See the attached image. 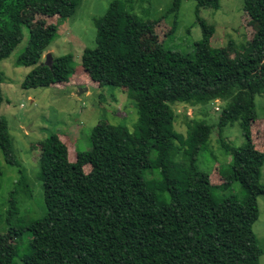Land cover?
Masks as SVG:
<instances>
[{
	"label": "trees",
	"instance_id": "16d2710c",
	"mask_svg": "<svg viewBox=\"0 0 264 264\" xmlns=\"http://www.w3.org/2000/svg\"><path fill=\"white\" fill-rule=\"evenodd\" d=\"M81 1L0 0V105L5 79L1 62L22 41L25 24L29 40L16 64L33 68L23 88L68 83L74 77L78 63L73 53L53 56L51 65L43 56ZM196 1L202 38L194 53L165 44L143 51L150 19H140L120 1L111 2L95 20L96 46L85 48L81 57L85 81L128 89L138 121L133 131L121 123L93 127L90 149L78 151L75 160L66 143L50 134L42 142L39 173L45 213L24 228L14 223L19 198H33V188L0 114V153L19 168L6 218L14 240L0 245V264H259L263 250L253 226L259 217L258 196L264 194V152L254 143L252 124L258 119L256 97L264 95V0H244L255 31L248 52L235 61L213 45L216 26L200 13L201 8L219 9L220 0ZM181 4L173 0L167 11L175 18L172 32ZM25 12L49 18L42 16L40 25H31ZM54 17L57 22L44 25ZM218 99L223 101L220 128L239 122L245 143L234 147L220 140L231 162L220 171L222 183L214 184L212 172L198 165L213 125L192 119L186 134L179 132L174 105ZM2 177L0 165V182ZM237 181L246 190L242 199L216 196ZM24 229L31 236L28 253L20 252L18 243Z\"/></svg>",
	"mask_w": 264,
	"mask_h": 264
},
{
	"label": "rangeland",
	"instance_id": "374dc122",
	"mask_svg": "<svg viewBox=\"0 0 264 264\" xmlns=\"http://www.w3.org/2000/svg\"><path fill=\"white\" fill-rule=\"evenodd\" d=\"M113 1H120L125 8L140 19L149 21V29L142 38V50L163 46L183 53H194L195 43L202 38V29L196 22V0H182L178 14V25L174 32V14H168L173 0H82L77 11L68 17L59 27V35L44 54L60 56L73 53L78 63L74 77L68 83H58L49 87L23 88L22 83L32 66H18L17 58L23 52L29 40V25L23 26V39L9 57L1 62L4 72L2 84L3 100L0 114L7 119L14 150L21 161L32 184L33 198H19V211L14 222L19 228L26 227L30 221L45 213L42 182L39 179L42 142L56 133L67 145L71 160L76 159L78 151L90 149V136L93 127L110 123L125 124L131 131L138 121L134 97L128 89L110 87L85 81L82 73L81 57L85 48L96 46L95 20L101 18ZM33 9L32 7H28ZM201 16L216 26L211 42L222 48L231 61L237 60L248 52L253 25L244 11V0H220L219 9L201 8ZM42 15V14H41ZM49 18L48 16L42 15ZM42 16L35 13L23 14L27 23L40 25ZM165 16V17H164ZM43 17V18H44ZM50 18L44 24L57 22ZM251 47V45H250ZM223 101L206 105L176 104L175 127L186 134L187 123L192 119H206L213 125L209 147L202 151L198 165L211 173L214 184L222 183L220 171L226 170L231 162V155L226 154L220 140L223 139L234 147L245 143L239 122L221 129L219 126L220 111ZM258 119L252 124L253 140L256 147L264 152V95L256 97ZM0 165L3 177L0 182V245L12 242L6 218L10 207L9 194L19 177V168L10 165L0 153ZM91 166L86 165L89 172ZM157 175L150 174V178ZM261 182L264 184V164ZM246 190L237 181L230 187L216 191V196H234L242 199ZM259 217L253 230L258 244L263 250L259 264H264V194L258 196ZM29 231L24 229L18 240L20 252L28 253ZM14 240V239H13Z\"/></svg>",
	"mask_w": 264,
	"mask_h": 264
},
{
	"label": "water",
	"instance_id": "95a60500",
	"mask_svg": "<svg viewBox=\"0 0 264 264\" xmlns=\"http://www.w3.org/2000/svg\"><path fill=\"white\" fill-rule=\"evenodd\" d=\"M48 65H51L52 63V55L51 53H47L46 54V61H45Z\"/></svg>",
	"mask_w": 264,
	"mask_h": 264
}]
</instances>
